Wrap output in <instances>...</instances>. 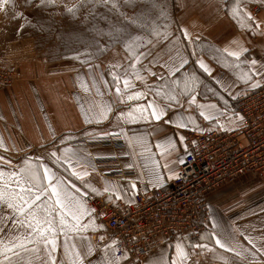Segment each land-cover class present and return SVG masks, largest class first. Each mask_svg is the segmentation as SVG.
I'll list each match as a JSON object with an SVG mask.
<instances>
[{
	"label": "crops",
	"instance_id": "obj_1",
	"mask_svg": "<svg viewBox=\"0 0 264 264\" xmlns=\"http://www.w3.org/2000/svg\"><path fill=\"white\" fill-rule=\"evenodd\" d=\"M178 1L176 28L134 54L114 46L89 62L18 68V80L0 90V169L16 172L31 164L42 177L40 165H44L64 181L70 196L92 210L84 200L88 194L132 203L138 193L172 182L188 152L187 132L237 130L241 122L228 99L264 86L260 75L245 82L252 60L264 73V17L247 20L245 13L251 12L242 0ZM244 23L252 24V30ZM228 52L239 53V58ZM181 57L188 60L183 68ZM196 60H202L210 74ZM137 73L143 79H137ZM253 82L259 86L252 87ZM136 92L144 95L128 99ZM149 102L164 109L159 120L150 116L151 109L141 112L140 106L147 108ZM104 108H110L107 118L99 119L97 114ZM201 111L214 119H205ZM86 116L91 122H86ZM181 123L187 126L178 127ZM157 173L159 182L154 178ZM42 199L47 201V196ZM207 201L210 223L205 233L199 238L175 236L142 264H172L173 260L177 264H264V183L246 174L208 194ZM53 208L55 215L54 198ZM90 221L102 227L85 230L82 225ZM25 224V217L6 203L0 207V250L27 240L30 230ZM67 237L70 249L75 245L84 255L83 264L116 259L113 237L93 212L83 216L80 230L68 231ZM217 238L227 247H220ZM177 243L186 253L183 258L176 255ZM37 246L39 253L16 248L13 251L19 255L0 254V264H46L43 244ZM64 246L65 235L58 234L56 264H71L74 258L65 254ZM89 246L93 251L87 255ZM32 247L25 244L26 249Z\"/></svg>",
	"mask_w": 264,
	"mask_h": 264
},
{
	"label": "built area",
	"instance_id": "obj_2",
	"mask_svg": "<svg viewBox=\"0 0 264 264\" xmlns=\"http://www.w3.org/2000/svg\"><path fill=\"white\" fill-rule=\"evenodd\" d=\"M263 13L261 6L252 7L254 20ZM15 79L14 69L0 68V90ZM228 104L234 115L244 117L241 126L232 132H187L188 152L178 175L165 187L140 192L132 203L106 194L84 196L116 242L112 247L118 264H142L175 236L199 238L209 228L208 194L228 181L250 174L264 183V86L245 90Z\"/></svg>",
	"mask_w": 264,
	"mask_h": 264
},
{
	"label": "rangeland",
	"instance_id": "obj_3",
	"mask_svg": "<svg viewBox=\"0 0 264 264\" xmlns=\"http://www.w3.org/2000/svg\"><path fill=\"white\" fill-rule=\"evenodd\" d=\"M242 1L250 12L255 5L264 9V0ZM178 8V0H10L0 10V68L14 69L16 82L18 68L89 62L114 46L126 49L129 35L143 38L128 50L134 54L176 28ZM0 171V184L15 172ZM6 252L12 251L0 250Z\"/></svg>",
	"mask_w": 264,
	"mask_h": 264
},
{
	"label": "snow or ice",
	"instance_id": "obj_4",
	"mask_svg": "<svg viewBox=\"0 0 264 264\" xmlns=\"http://www.w3.org/2000/svg\"><path fill=\"white\" fill-rule=\"evenodd\" d=\"M44 2L45 0H41L42 4ZM47 2L51 3L52 0H47ZM8 3H10V0H0V10H5ZM69 11H73V9H69ZM233 14L236 15L237 13ZM245 16L247 20L253 19L248 13H245ZM132 23H135V21H132ZM244 26L249 30H252V24L244 23ZM256 29H259V24H256ZM184 36L185 38H188V33L186 30H184ZM133 42L142 43L143 38L129 35L128 42L125 44L126 50H130V48L133 46ZM241 51H247V49H241ZM193 55H195V53H193ZM227 55L235 57L237 59L239 58V53L237 52H228ZM187 63V59H184L183 57L180 58L181 68H183ZM195 63L203 72L210 74L209 67L204 64L202 60H196ZM256 63V60L251 61L252 67L249 69V73L245 76V82L251 81L256 75H260L261 78L264 79V73H261L258 69H256ZM132 67H135V64H133ZM165 67H167V65H165ZM174 68L175 66L173 65V68L168 69L169 72L171 73ZM151 74L156 75L155 73ZM135 75L137 79H143L138 73ZM161 79H163V77H161ZM191 79L195 80V76L193 75ZM128 83L129 81L125 79V87L128 86ZM251 86L258 87L259 83L253 82ZM185 87H187V83L185 84ZM117 92H120L119 88H117ZM143 95V92H136L134 95L129 96L128 99H138ZM170 99H175V97H170ZM194 100L195 98L193 97V100L191 102H194ZM176 102L179 101L176 100ZM201 107L203 108L204 106L201 105ZM147 109H151L150 116L157 120H159L161 116L164 115V109L158 107L153 102H149L147 108L140 106V110L142 113ZM107 111H110V108L102 109L97 114L99 119H106ZM121 115L124 114L121 113ZM200 115L205 119H214V117H212L211 115H206L204 111H201ZM235 115L241 122L243 121L244 117L242 115H239L238 113H236ZM85 119L86 122H91V120L87 116L85 117ZM97 122H99V120ZM177 126L186 127L187 125L181 123ZM221 127H223V125H221ZM181 140H183V137H181ZM52 155L55 156V153H52ZM0 159L3 158L0 157ZM68 163L71 164V161H68ZM181 163H183V161H181ZM40 167L43 168L42 177L38 168L29 165L28 167L21 169L19 173H8L9 181H5L3 182V184H0V202H5L8 208L14 209L18 215L25 217V227L30 230L26 241H21L19 243L13 244L7 250L13 251L16 248H20L24 249L25 251L39 253L41 252V248L37 245L42 243L43 252L47 256L46 264H56V256L54 254L57 251V235L64 234L65 254L74 257L71 260V264H83L84 255H82L80 251L76 250L75 245H72L71 249L68 246L67 232L79 231L81 218L85 215H90L94 210L88 209L84 205V203L78 200L75 196H70L65 190L64 181L57 178L54 172H51L44 165H40ZM4 175L5 173L3 171H0V180H3ZM72 175L77 176L78 179H82L81 174L73 172ZM83 175H86V173H84ZM154 178L157 182H159L161 179L158 173ZM44 181H47L48 183L44 184ZM132 187L135 188V184H133ZM105 190L107 191V189ZM93 191L96 190L93 189ZM43 196H47V201L42 199ZM53 198L55 208L58 209L55 215L53 214ZM117 199H119V197H117ZM82 227L86 230L89 227H93V229H95L96 227H102V225H95L94 221H90L89 224L82 225ZM213 227H216L215 223L213 224ZM101 239H103V237H101ZM249 242L251 243V241ZM115 243L116 242L113 241V244ZM216 243L220 247H227L224 241L220 238L216 239ZM25 244H32L33 247L31 249H26ZM192 247H203V245H193ZM175 248L177 256L183 258L186 255L180 243H177ZM228 250L231 251V249ZM92 251V248L89 246L87 248L86 254L90 255ZM13 255H19V253L13 251ZM113 255L115 256V252H113ZM237 255H239V253H237ZM118 261L119 257H116L115 261L108 259L104 260L102 264H118ZM172 264H177L176 260H173Z\"/></svg>",
	"mask_w": 264,
	"mask_h": 264
}]
</instances>
